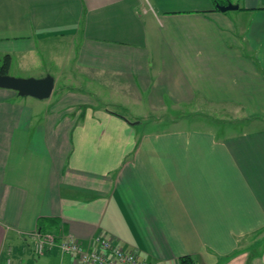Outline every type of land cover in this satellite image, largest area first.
Returning <instances> with one entry per match:
<instances>
[{
  "label": "crops",
  "instance_id": "crops-1",
  "mask_svg": "<svg viewBox=\"0 0 264 264\" xmlns=\"http://www.w3.org/2000/svg\"><path fill=\"white\" fill-rule=\"evenodd\" d=\"M0 54L55 78L46 99L0 87V264H70L35 229L264 264V0H0Z\"/></svg>",
  "mask_w": 264,
  "mask_h": 264
},
{
  "label": "built area",
  "instance_id": "built-area-1",
  "mask_svg": "<svg viewBox=\"0 0 264 264\" xmlns=\"http://www.w3.org/2000/svg\"><path fill=\"white\" fill-rule=\"evenodd\" d=\"M34 252L44 255L57 249L71 257L70 264H152L135 250L124 248L112 237L99 232L85 240L72 234L35 229Z\"/></svg>",
  "mask_w": 264,
  "mask_h": 264
},
{
  "label": "water",
  "instance_id": "water-1",
  "mask_svg": "<svg viewBox=\"0 0 264 264\" xmlns=\"http://www.w3.org/2000/svg\"><path fill=\"white\" fill-rule=\"evenodd\" d=\"M216 7L221 11H227L236 9L239 5L233 4L232 2H228L227 4L217 2ZM0 87L13 89L22 96H32L38 99H46L51 96L54 90L55 78L51 74H46L43 77H19L9 73L0 74ZM132 123H139V121Z\"/></svg>",
  "mask_w": 264,
  "mask_h": 264
},
{
  "label": "rangeland",
  "instance_id": "rangeland-1",
  "mask_svg": "<svg viewBox=\"0 0 264 264\" xmlns=\"http://www.w3.org/2000/svg\"><path fill=\"white\" fill-rule=\"evenodd\" d=\"M20 73V72H19ZM13 75V74H11ZM16 76V75H15ZM22 77V76H19ZM184 112H182L181 114H185L183 117L184 120H188V122L190 120H199L203 123H207L205 122L206 120H204L203 118H208L211 122H212V126L214 127V125L216 123L219 124V128L222 124H226V121L228 120V118H221L222 116H220V113L218 110H206V109H186L183 110ZM128 115L130 117H132V115L127 112ZM184 122V121H183ZM188 122H185L188 124ZM208 124V123H207ZM192 127H194V125H191ZM139 131H161V130H167V129H173L174 126L172 123L170 122H163L159 123V122H155L152 121V119H142V123L141 125L137 126ZM55 260V259H54ZM52 260V261H54ZM46 259L44 260V258L41 260V263L45 262ZM57 263V260H55Z\"/></svg>",
  "mask_w": 264,
  "mask_h": 264
},
{
  "label": "trees",
  "instance_id": "trees-1",
  "mask_svg": "<svg viewBox=\"0 0 264 264\" xmlns=\"http://www.w3.org/2000/svg\"><path fill=\"white\" fill-rule=\"evenodd\" d=\"M11 64V56L9 54H0V74L9 73ZM179 264H196V260L192 255H183L178 258Z\"/></svg>",
  "mask_w": 264,
  "mask_h": 264
}]
</instances>
